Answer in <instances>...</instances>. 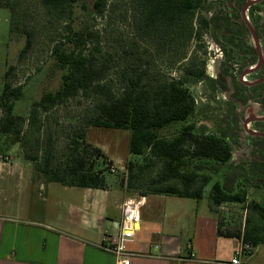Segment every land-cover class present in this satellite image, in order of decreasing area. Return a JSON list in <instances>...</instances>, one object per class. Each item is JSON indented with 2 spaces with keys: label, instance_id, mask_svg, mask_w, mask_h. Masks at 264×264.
Masks as SVG:
<instances>
[{
  "label": "trees",
  "instance_id": "obj_1",
  "mask_svg": "<svg viewBox=\"0 0 264 264\" xmlns=\"http://www.w3.org/2000/svg\"><path fill=\"white\" fill-rule=\"evenodd\" d=\"M4 1L0 0V7ZM39 2L52 18L65 22L64 37L52 50L55 65L62 73L61 82L57 90L44 93L34 102L28 117H23L15 114L23 85L13 87L9 76L14 67L9 68L0 94V155L11 145L18 144L24 160L33 164L45 183L105 189L107 169H100L98 163L106 159V154L87 142L88 129L128 131L130 156L142 158V163L128 161L125 165L128 192L133 190L142 197L166 195L200 201L211 185L208 203L210 211L218 218V236L238 238L253 250L264 244V201L249 198L251 187H264V137L248 135L251 143L249 151L246 150L239 136L242 130L239 113H234L228 122L234 136L239 138L237 143L226 135V127L212 133L206 126L190 123L197 110V99L190 86L205 82L228 90L225 79H211L206 75L205 64L199 67L193 61L180 67L177 77H163L150 72L152 61L144 60L137 47L132 46L130 52L125 53L133 56V63L120 73L121 86L116 87L112 76L115 57L109 50L102 51L99 33L89 21L92 13L94 17L104 15L107 1L93 0L91 6L84 0ZM7 4L15 14L16 3L7 0ZM126 4L141 44L150 46L152 43L157 52H169L173 57L170 68L186 60L189 45L201 41L204 33H211L223 49L228 47V56L234 53L250 58L247 63L250 66L258 62V53L246 37L243 40L235 36L224 38L226 22L232 19L228 11L224 23L203 15L212 9L209 0H126ZM258 5H264V0L251 7L252 12L262 8ZM77 7H81L85 16L80 27H75L72 20L78 13ZM257 19L252 20L254 28H264ZM238 22L248 32L242 17ZM21 27L26 38L21 51L23 56L32 48L35 35L32 26L24 23ZM261 33L264 55V29ZM259 74L258 79L264 78V61L249 76ZM233 86L236 91L232 100L239 108L245 105L249 94H254L264 110V83L251 86L250 82L233 80ZM90 94L96 95L91 113L86 112L83 119L64 130L63 139H59L56 128L43 116L71 99ZM234 103L230 104L234 106ZM253 124L259 133H264V121ZM174 127L175 131L170 132ZM234 147L242 151L235 160ZM226 204L242 206L243 214L239 219L224 221L218 217V210Z\"/></svg>",
  "mask_w": 264,
  "mask_h": 264
},
{
  "label": "rangeland",
  "instance_id": "obj_2",
  "mask_svg": "<svg viewBox=\"0 0 264 264\" xmlns=\"http://www.w3.org/2000/svg\"><path fill=\"white\" fill-rule=\"evenodd\" d=\"M10 1L16 3L15 14L10 10L7 0L0 7V94L5 82V73L13 66L14 70L9 76L11 84L13 87L23 85V95L16 103L15 114L28 117L34 102L38 101L44 93L55 91L59 88L62 73L55 65L52 50L54 45L59 43L64 37L65 22L52 18L41 6L39 0ZM106 1L107 6L104 15L102 17H94L92 13L89 21L92 25L94 24V31L99 33L102 51L108 52L109 50L115 57L116 61L114 70L112 71L114 86H121L119 75L123 70L127 71L134 60L133 56H129L125 52H130L129 49L135 46L137 47V51L142 54L140 56L144 60L152 61L151 66H148L150 72L159 73L163 77H177L181 71L180 67H186L193 61L199 67H202L204 63L206 75L211 79L216 80L219 77L220 79H225L224 81L229 86L228 90H221L213 86L214 83L208 85L205 82L193 83L190 86L197 99V110L191 118L190 123H194L198 127L206 126L212 133L219 132L221 128L226 127L224 128L227 130L226 135H230L232 142L237 143L239 138L234 136L232 129L228 125L231 116L234 113H239L240 129L243 128L244 120L245 117H248V113L251 114L257 111V114L264 116V110H261L260 106L255 103L257 101L255 98H249L245 105H241L240 108L232 100L233 93L236 91L233 86V80H238L240 75L250 68V65H247L250 58H243L244 56L240 57L234 53L232 56L230 54L228 56L226 52L229 51L228 47L223 49L211 33H204L201 41H194L189 45L186 60L170 68L173 64V57L169 52H157L152 43L150 46H146L144 43L141 44V39L137 36V32L134 31L135 28L132 25V17L126 0ZM232 1L209 0V3L212 4V9L205 11L203 15L208 19L224 23L228 11V8L224 4L228 2L229 6L233 7ZM84 2L91 6L93 0H84ZM247 4H251V1L247 3L246 0H238L234 3L239 8L232 16L231 21L226 22L228 28L224 29V38L235 36L239 40H243L244 37L251 39L249 32H246L238 22L241 17L239 9L245 7ZM258 6L262 7L258 12L255 9L252 12L250 9L245 13L246 18H248L246 22L248 21L251 25L252 20L257 17V21L260 19V24L264 25V5ZM77 11L78 16H74L72 20L75 27H80V23L83 22L85 16L84 12L81 11V7H77ZM13 21H16L14 27ZM24 23L33 27L35 36L30 51L21 56V51L26 45V38L21 27ZM134 43L136 44L134 45ZM252 43H254L253 39ZM242 49L244 50L245 48L242 47ZM261 50L263 51V47H261ZM259 77L260 74L246 76V79L248 81H256ZM95 99L96 95L94 94H90L89 96L80 95L51 110L47 115L43 116V119L49 125L56 128L59 133L57 137L63 139L64 130L81 121L86 112L91 113V106L95 102ZM231 102L235 105L230 104ZM1 116L2 111L0 106V119ZM175 128L170 129V132H174ZM249 128L253 131L255 128L254 124H250ZM242 130L239 135L243 140L241 143L247 146L248 149L246 150L249 151L251 142L248 139V134H245ZM129 136L130 133L125 130L90 127L86 138L87 142L101 148L104 153L106 152V159L100 160L98 167L100 169H107L105 174L106 176L108 175V180L111 181L113 178L118 177L121 185H126L127 189L128 174L125 168L126 163L128 161L142 163V158H134L129 154ZM1 142H4V139H1ZM237 150L239 148L234 147V160L239 158L236 154ZM107 154L120 164H112ZM1 156L3 161L17 166L20 171L32 172L35 182L44 181L35 171L33 164L24 160L22 150L18 144L11 145L9 150ZM25 182L26 180L23 179L18 185L20 193H24ZM54 185L59 189H63L59 184ZM210 190L211 185L205 191V199L209 200ZM129 192L131 194L134 193L133 190ZM21 196L23 198V194ZM249 198L251 200L264 201V187H251L249 189ZM218 211V217L224 221L237 220L243 214L242 206L235 204H226Z\"/></svg>",
  "mask_w": 264,
  "mask_h": 264
},
{
  "label": "crops",
  "instance_id": "obj_3",
  "mask_svg": "<svg viewBox=\"0 0 264 264\" xmlns=\"http://www.w3.org/2000/svg\"><path fill=\"white\" fill-rule=\"evenodd\" d=\"M1 157L0 264H117L102 246L120 234L130 199L141 203L140 228L127 244L130 264H231L242 246L238 238L218 236V218L205 197L137 196L108 175L105 189L35 182L32 172ZM242 262L264 264V244Z\"/></svg>",
  "mask_w": 264,
  "mask_h": 264
},
{
  "label": "built area",
  "instance_id": "obj_4",
  "mask_svg": "<svg viewBox=\"0 0 264 264\" xmlns=\"http://www.w3.org/2000/svg\"><path fill=\"white\" fill-rule=\"evenodd\" d=\"M248 129H250L249 126ZM240 141L243 142L242 139H240ZM241 153V150L236 151L238 156L241 155ZM140 206L141 203L133 199L128 200L124 204L122 229L120 234L113 239H106L102 246L104 251L115 257L117 264H130L132 254L127 250V244L134 240L135 233L140 228ZM252 250L253 249L249 244H242L233 256L231 264H243V258L248 256V253Z\"/></svg>",
  "mask_w": 264,
  "mask_h": 264
},
{
  "label": "flooded vegetation",
  "instance_id": "obj_5",
  "mask_svg": "<svg viewBox=\"0 0 264 264\" xmlns=\"http://www.w3.org/2000/svg\"><path fill=\"white\" fill-rule=\"evenodd\" d=\"M237 1H238V0H233V1H232V2H233V3H232V6H233V7L229 6V3L226 2V8H228V17H232V16L234 15L235 11H236V12L238 11V8H239V7L236 6V5H234V3L237 2ZM250 1H251V2H253V1H257V2L251 4V5L248 7V9H247L246 11H249V10L251 9L252 6H254V5L258 4V3H262L263 0H246L247 3H249ZM245 6H246V5H245ZM243 9H244V7L241 8V9H239V11H241V12H240V16H241L242 19H244L245 22H246V20H248V18L245 19V18L242 16V11H243ZM246 24H247V26H248V32H249V35H250V37H251V39H250V38H247V42L250 44L251 47H254V49H255V50L257 51V53H258V49H257V46H256V41H258V43H259V49H260V51H261V53H262L263 61H264V55H263V52H262V50H261V47H263V43H262L261 38H259V34L262 35L261 32L263 31L264 28L261 27V28H259V30H256V29L254 28L253 25H251L250 23H248V21L246 22ZM249 25L254 29L257 40L254 39V36H253L251 30L249 29ZM252 39H253V42H254V43H252ZM258 62H259V53H258ZM258 62H257L256 64H254V65H251L250 68H249L248 70L254 69V68L257 66ZM262 64H263V62H262ZM261 66H262V65H261ZM261 66H260V67H261ZM260 67H259V68H260ZM248 70H246V71H248ZM253 72H254V71H253ZM241 75H242V74H241ZM241 75H240V77L238 78V80H240L242 83H248V82H250V84H251V83L255 82V81H248V79H246V76L241 77ZM249 75H250V74H249ZM249 75H247V76H249ZM244 79H245V80H244ZM261 79H263V78H261ZM258 80H260V79H258ZM256 81H257V80H256ZM263 83H264V82H263ZM260 84H262V83H260ZM260 84H258V85H260ZM254 86H257V85H254ZM254 96H255L254 94H249V95H248V98H254ZM260 98H261V97H260ZM255 100H257L255 103H256L257 105L260 106V109H261V110H263L260 99H259V98H255ZM253 110H254V109H253ZM253 110H251V111H253ZM255 114H256V115H255ZM247 116H248V117H245L244 125H245V123H246V121H247L248 119H254V118H260V117H263L262 115L257 114V111H254V112H252L251 114L248 113ZM253 123H254V122H252V123H250V124H253ZM250 124H248V126H250ZM242 129H243L242 132H244V133L246 134L247 131H246V129L244 128V126H243ZM248 130H250V129H248ZM254 130H256V131H254ZM254 130H253L254 132H258L257 129L254 128ZM247 134H248V133H247ZM248 135H250V134H248ZM241 144H242V143H241ZM241 155H242V153H241ZM241 155H239V157H240Z\"/></svg>",
  "mask_w": 264,
  "mask_h": 264
},
{
  "label": "water",
  "instance_id": "obj_6",
  "mask_svg": "<svg viewBox=\"0 0 264 264\" xmlns=\"http://www.w3.org/2000/svg\"><path fill=\"white\" fill-rule=\"evenodd\" d=\"M257 1H253L251 2V4L255 3ZM251 4H247L243 11H242V16L246 19V16H245V13H246V10L248 9V7L251 5ZM249 29L251 30L253 36H254V39L257 40L256 38V34H255V31L254 29L249 25ZM256 46H257V49H258V53H259V62L257 64V66L254 68V69H251V70H248V71H244L241 75V77H244V76H247L249 74H251L253 71H256L257 69H259V67L262 65V62H263V56H262V53L259 49V43L258 41H256ZM264 82V78L263 79H260V80H257L253 83H251L250 85L251 86H254V85H258L260 83H263ZM257 121H264V116L263 117H260V118H254V119H248L244 125V128L246 129L247 133L250 134V135H253V136H261V137H264V133H259V132H254V131H251V130H248V124L252 123V122H257Z\"/></svg>",
  "mask_w": 264,
  "mask_h": 264
}]
</instances>
